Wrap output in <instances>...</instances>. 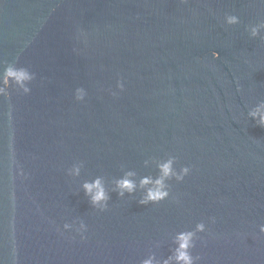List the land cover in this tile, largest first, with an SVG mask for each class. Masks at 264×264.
Segmentation results:
<instances>
[{
  "label": "water",
  "instance_id": "water-1",
  "mask_svg": "<svg viewBox=\"0 0 264 264\" xmlns=\"http://www.w3.org/2000/svg\"><path fill=\"white\" fill-rule=\"evenodd\" d=\"M254 25L262 0H0V87L9 65L35 73L30 93L0 94V264L162 260L200 221L197 264H264ZM169 156L191 171L157 204H139L138 188L99 210L83 192L96 176L110 189L128 170L155 176Z\"/></svg>",
  "mask_w": 264,
  "mask_h": 264
},
{
  "label": "clouds",
  "instance_id": "clouds-1",
  "mask_svg": "<svg viewBox=\"0 0 264 264\" xmlns=\"http://www.w3.org/2000/svg\"><path fill=\"white\" fill-rule=\"evenodd\" d=\"M264 2V0H262ZM225 22L228 25H236L240 23V17L235 14H227ZM261 27L264 25H254L251 27V35L259 36ZM218 57V53H214ZM35 79V73L31 72L28 68L15 65H9L4 70L3 85L0 87V94H7L6 87H11L16 83L23 87L25 93H30V84ZM118 88L123 90L125 87L123 81H118ZM117 93L113 92V95ZM86 92L83 88L76 89V99L83 100ZM248 115L255 120L256 124L264 127V104L252 109ZM149 161L145 160V164ZM158 174L144 175L136 179L137 173L135 170H128L122 176L117 177L110 189L103 176H96L92 180L84 181L82 185L83 192L88 198L90 204L99 210H105L109 206L111 200V193L116 192L120 197L126 194L135 196L138 188L143 190L142 195L139 197L138 203L141 205L157 204L166 200L171 195V184L169 181L175 179L177 182L183 181L184 178L190 173L191 168L188 165H183L180 168L176 167V157L169 156L167 159L159 161L157 164ZM80 165L75 166V174L79 175ZM214 219V218H213ZM73 224L65 223L64 229H72ZM87 230V224L83 220L79 222L76 231L83 234ZM207 230V225L204 221L197 223L195 229H185L176 233L174 244L170 255L162 260L157 259L156 256L150 255L141 261V264H197L200 260L199 255L193 254V249L196 247L198 239L197 233H203ZM260 231L264 232V225H260Z\"/></svg>",
  "mask_w": 264,
  "mask_h": 264
}]
</instances>
